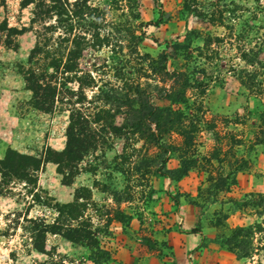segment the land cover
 <instances>
[{"label":"rangeland","instance_id":"rangeland-1","mask_svg":"<svg viewBox=\"0 0 264 264\" xmlns=\"http://www.w3.org/2000/svg\"><path fill=\"white\" fill-rule=\"evenodd\" d=\"M25 1L0 0V161L60 152L73 111L90 138L68 185L0 175V264H264V0ZM36 45L51 112L26 103ZM74 199L90 240L34 241Z\"/></svg>","mask_w":264,"mask_h":264},{"label":"trees","instance_id":"trees-1","mask_svg":"<svg viewBox=\"0 0 264 264\" xmlns=\"http://www.w3.org/2000/svg\"><path fill=\"white\" fill-rule=\"evenodd\" d=\"M27 1V0H26ZM25 1V2H26ZM29 2V1H27ZM41 4H37L36 7H40ZM42 54V59L40 58ZM55 54V53H53ZM44 59H48V66L53 68L56 71L58 66L59 58L48 57L47 54L43 52V48L36 45L28 55L27 59V67L25 72L23 73V80L25 84V90L30 92V98L27 100V104L31 105V107L35 110H46L45 112H51L53 109L51 106L53 102L58 101L55 97V85L51 86V82H48L46 79L55 80L54 71L53 75L42 74L43 69L34 70L32 64L38 65ZM33 60V61H32ZM43 64V63H42ZM37 69V68H36ZM49 107V108H48ZM152 109L146 112L147 115L150 116ZM77 112L73 111L69 113L68 123L65 129V146L60 152H54L51 150H47V156L44 161H40L39 159L20 155L14 151L7 150L3 160L0 161V166H2L3 170L0 175L3 176L7 174H14L16 177L21 178L22 180L32 183L34 182L33 173H35L38 168L44 162H50L56 165V173L61 174L59 168L62 163H72L76 160L77 149L80 147L82 143H87L90 138L89 130L84 126L83 123H87L85 119L79 120L77 122ZM157 144V141L154 142ZM80 150V148H79ZM68 167V166H67ZM70 170V168H68ZM3 172H6L3 174ZM18 173V174H17ZM166 174H174V170H164ZM63 176V175H62ZM65 177H62V183L64 185H68L69 181H63ZM76 196L74 195V198ZM56 212V217L52 219L51 224H44L43 222H39L36 224L32 220H27L29 223H32V231H33V240H39L40 238H44V235L56 234L63 237L65 240L71 243H82L90 240V233L86 228H83L82 222L78 223V227H71L68 224L71 221H76L78 218L82 219L81 215L83 210L80 209V206L77 204L74 199L73 202L61 204L59 206L53 207ZM67 222V224H65ZM34 249L37 251H41L40 247L35 246Z\"/></svg>","mask_w":264,"mask_h":264},{"label":"crops","instance_id":"crops-1","mask_svg":"<svg viewBox=\"0 0 264 264\" xmlns=\"http://www.w3.org/2000/svg\"><path fill=\"white\" fill-rule=\"evenodd\" d=\"M4 100V99H3ZM0 104H2V98L0 97ZM59 144V143H58ZM60 145V144H59ZM5 147L2 149V152H0V158L2 157L3 151H4ZM61 149V148H60ZM1 151V150H0Z\"/></svg>","mask_w":264,"mask_h":264}]
</instances>
